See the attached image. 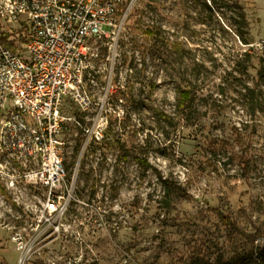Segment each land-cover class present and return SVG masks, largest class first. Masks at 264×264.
I'll return each mask as SVG.
<instances>
[{
  "label": "rangeland",
  "instance_id": "obj_1",
  "mask_svg": "<svg viewBox=\"0 0 264 264\" xmlns=\"http://www.w3.org/2000/svg\"><path fill=\"white\" fill-rule=\"evenodd\" d=\"M5 4L0 39L18 48ZM116 53L110 65L101 48L89 68L93 109L63 108L82 127L101 124L99 106L106 120L100 145L66 133L68 220L84 222L98 257L85 264H264V0H134ZM86 204L106 212L105 228ZM33 219L0 183V264H18L11 237ZM37 248L28 264L78 249L70 236Z\"/></svg>",
  "mask_w": 264,
  "mask_h": 264
},
{
  "label": "built area",
  "instance_id": "obj_2",
  "mask_svg": "<svg viewBox=\"0 0 264 264\" xmlns=\"http://www.w3.org/2000/svg\"><path fill=\"white\" fill-rule=\"evenodd\" d=\"M133 1L6 0L1 15L20 24L23 33L18 48L0 39V183L18 207L34 213L29 232L11 237L18 264L39 253L40 242L67 236L78 249L63 264H85L86 257L98 263L80 229L84 222L68 220L78 201L64 157L69 124L81 129L86 149L90 143L102 144L106 120L99 106L95 117L101 124L82 127L63 108L69 103L82 115L93 109L86 76L101 48L105 63L115 60L117 38ZM24 195L30 200L22 201ZM86 206L97 216L96 227L105 228L106 212Z\"/></svg>",
  "mask_w": 264,
  "mask_h": 264
},
{
  "label": "trees",
  "instance_id": "obj_3",
  "mask_svg": "<svg viewBox=\"0 0 264 264\" xmlns=\"http://www.w3.org/2000/svg\"><path fill=\"white\" fill-rule=\"evenodd\" d=\"M181 96H183V99H185V100L188 99V95H187L186 92H181ZM162 182H163V185H164L165 187H167V188H169V189H171V190H173V191H176V192H178L179 194L182 193V190H181L179 187H177V186H175V185H173V184H169L166 180H163ZM214 211H215V213L217 214V216L220 218V220H221L224 224H226L227 226H232V227H233V224L230 222V220L227 219V218H225V217L223 216L222 213H220L218 210H214ZM234 229H235V227H234ZM27 264H28V263H27Z\"/></svg>",
  "mask_w": 264,
  "mask_h": 264
}]
</instances>
